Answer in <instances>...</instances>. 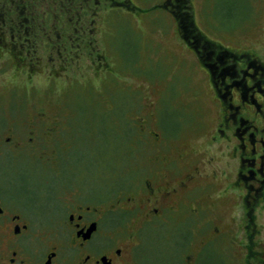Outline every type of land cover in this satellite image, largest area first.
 Segmentation results:
<instances>
[{
	"label": "rangeland",
	"instance_id": "374dc122",
	"mask_svg": "<svg viewBox=\"0 0 264 264\" xmlns=\"http://www.w3.org/2000/svg\"><path fill=\"white\" fill-rule=\"evenodd\" d=\"M122 1L123 10L96 17L91 66L86 57L79 63L69 57L61 66L47 62L45 53L30 61L4 35L10 25L0 33V136L10 137L0 147L1 176L7 173L36 196L34 213L65 211L64 202L115 203L140 186L151 166L160 168L159 183L167 181L166 164L180 160L182 166L194 148L205 152L204 162L213 156V164L226 168L228 158L208 138L219 126L221 108L203 59L209 51L222 58L246 50L256 70L264 68V0H170L173 7L169 0ZM53 2L40 0L24 21L51 14ZM30 67L41 73L27 76ZM224 182L213 186L215 193ZM140 221L134 216L128 223L135 228ZM144 225V259L171 264L155 240L168 226Z\"/></svg>",
	"mask_w": 264,
	"mask_h": 264
},
{
	"label": "flooded vegetation",
	"instance_id": "af4514ba",
	"mask_svg": "<svg viewBox=\"0 0 264 264\" xmlns=\"http://www.w3.org/2000/svg\"><path fill=\"white\" fill-rule=\"evenodd\" d=\"M124 2L54 0L51 14L27 16L25 22L40 0H0V33L10 25L11 32L4 35L9 44L21 46V55L30 61L45 53L47 62L63 65L70 57L79 63L86 57L91 66L97 15L106 18L108 9L123 10ZM187 37L195 35L188 31ZM250 56L242 50L221 58L209 51L203 59L221 108L219 126L208 138L226 156L222 158H228L226 168L213 164V156L204 162L205 152L194 148L183 155L182 166L180 160L166 164L165 182L159 183L161 175L155 172L160 168L151 166L140 186L115 203L64 202L65 211L56 207L43 214L30 208L32 200L38 203L36 196L14 184L7 173L1 176L0 168V264H156L144 259L140 234L143 224L151 222L168 226L155 240L165 246L171 264H264V68L256 70ZM54 63L50 66H57ZM61 66L56 69L63 70ZM30 72L27 76L41 73L31 67ZM9 140L0 136V147ZM220 170L224 176L219 178ZM217 178L225 182L215 193ZM134 216L141 219L135 228L128 223Z\"/></svg>",
	"mask_w": 264,
	"mask_h": 264
}]
</instances>
